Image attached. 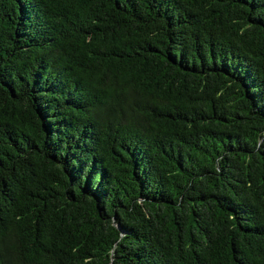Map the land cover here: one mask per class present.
Here are the masks:
<instances>
[{
    "label": "trees",
    "instance_id": "trees-1",
    "mask_svg": "<svg viewBox=\"0 0 264 264\" xmlns=\"http://www.w3.org/2000/svg\"><path fill=\"white\" fill-rule=\"evenodd\" d=\"M0 264H264V0H0Z\"/></svg>",
    "mask_w": 264,
    "mask_h": 264
}]
</instances>
